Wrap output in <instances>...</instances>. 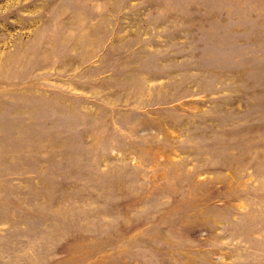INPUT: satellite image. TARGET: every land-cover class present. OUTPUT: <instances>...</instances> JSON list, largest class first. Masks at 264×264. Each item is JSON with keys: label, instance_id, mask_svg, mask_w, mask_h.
I'll list each match as a JSON object with an SVG mask.
<instances>
[{"label": "rangeland", "instance_id": "374dc122", "mask_svg": "<svg viewBox=\"0 0 264 264\" xmlns=\"http://www.w3.org/2000/svg\"><path fill=\"white\" fill-rule=\"evenodd\" d=\"M0 264H264V0H0Z\"/></svg>", "mask_w": 264, "mask_h": 264}]
</instances>
